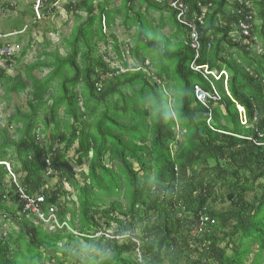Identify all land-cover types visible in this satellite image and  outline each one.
<instances>
[{"label": "trees", "instance_id": "16d2710c", "mask_svg": "<svg viewBox=\"0 0 264 264\" xmlns=\"http://www.w3.org/2000/svg\"><path fill=\"white\" fill-rule=\"evenodd\" d=\"M18 1L0 2L3 43L17 47L0 69V90L7 106L26 95L27 110L16 107L0 129V218L22 229L0 233V264H66L61 241L108 247L109 264H138L129 238H94L113 225L140 240L143 264H246L254 246L251 264H264V186L255 188L264 180V145L256 144L264 143V0H184L182 19L202 21L197 59L172 0H65L72 25L57 44L44 35L59 34L55 26L39 23L58 19L64 0H22L19 9ZM116 27L130 33L127 42ZM99 44L110 45L119 67ZM34 47L24 76H10ZM122 48L139 67L129 68ZM192 63L223 74L205 78ZM195 87L219 100L199 103ZM152 94L168 97L171 118L150 114L143 99ZM20 191L43 196V213L54 206L66 226L44 229L23 210Z\"/></svg>", "mask_w": 264, "mask_h": 264}, {"label": "rangeland", "instance_id": "374dc122", "mask_svg": "<svg viewBox=\"0 0 264 264\" xmlns=\"http://www.w3.org/2000/svg\"><path fill=\"white\" fill-rule=\"evenodd\" d=\"M9 2L10 4H15L17 0H0V2ZM37 3H38V0H36ZM62 1V0H61ZM20 3V6L17 7L18 9L21 8L24 4L27 3V1H22V0H19L18 1ZM65 3V0L61 3H59L57 5L58 7V12L60 14V17L58 19H55L53 17H47L45 19H43V21H41L39 23V26L41 28H47V27H50L51 24H53L55 26V28L58 30L59 34L57 35H54V34H51L47 31H45L44 35H45V40L50 42L51 44H57L59 43V38H60V34L62 35H66L68 32H69V29L72 25V18L71 16H67L62 8V5ZM37 13V11H36ZM2 21H0V24H1ZM157 24H154L153 23V26H156ZM115 31V34L117 35L118 39L122 42H127L126 39L129 38V34H127L123 28H119V27H116L114 29ZM47 32V33H46ZM170 31L167 30V28H164L162 31H161V35L162 36H165V37H168ZM32 36L34 37V39H36L37 41H41V36H42V33L40 31H37L36 33H32ZM51 46V45H50ZM53 47V46H51ZM35 50H36V47H34L32 49V51L23 59L21 60L20 63H16L14 62L13 64V70L10 71L9 75L10 76H16L17 74H21L22 76H24V67L25 65L29 64V63H32L35 61ZM61 53H64L63 50H60ZM106 52V55L107 57H105V60L107 62H110L111 66L112 67H119L120 66V61H118V59H116V54L114 53V51L111 49L110 45H104V44H99L98 45V53L101 54V53H104ZM122 55L123 57L126 59V62L130 67H133L134 65L136 66H140V64L134 62L133 60L129 59L130 57L127 55L126 52L123 51V48H122ZM48 72V70H42L41 72H34V75L36 78H41L43 75H45L46 73ZM2 91L0 90V129L5 125V119L8 118V117H11L13 114H14V111H15V108L19 106V108H21L23 111H26L27 110V107H26V95L24 94H21V95H11V99L8 103V106L6 105V103L3 101L2 99ZM7 106V107H6ZM43 136H41L42 138ZM70 155L72 156V152H70ZM7 169L9 170L8 166H7ZM77 171L79 170H83L84 172H86V166L83 165L81 168H76ZM78 179V178H77ZM78 181L80 182V180L78 179ZM58 180L57 178H53L49 181V186L50 187H53L57 184ZM264 186V180H261V181H258L256 183V186L255 188H257V186ZM65 189L70 193V196H69V200H74L75 197H74V193L72 192L71 188H69L67 185H65ZM257 191V190H256ZM218 194L222 193L221 191H217ZM252 193H249L247 195V198L248 199H251L252 197ZM72 207V205H69ZM221 204H217V208H220ZM224 206H228L227 203L224 204ZM0 233L2 234H7L9 232H11L12 230L14 231H17L18 229H22L21 226L18 224V223H15V222H11V221H5V219L3 218H0ZM145 226V222L144 223H141V224H138V225H135L134 226V232L137 236H140L141 235V231L143 229V227ZM115 228V226L113 227ZM44 229H47L46 227H44ZM49 231V229H47ZM84 243L83 241H78V242H71L69 244H67L65 241H61L60 242V246L61 247H64L65 250L68 251V249L70 247H75L79 244H82ZM221 247H223V244L221 245ZM257 252V247L254 246L253 247V255H255ZM76 261V259H73L72 257H68L66 259V264H74ZM251 261H252V256L248 258V261L246 262V264H251Z\"/></svg>", "mask_w": 264, "mask_h": 264}, {"label": "built area", "instance_id": "2783aa9c", "mask_svg": "<svg viewBox=\"0 0 264 264\" xmlns=\"http://www.w3.org/2000/svg\"><path fill=\"white\" fill-rule=\"evenodd\" d=\"M171 8L177 12L176 18L177 20L182 23L184 26L188 27L189 30V39L191 43V47L195 50V57L194 59H197L198 57V32L196 31V20L197 18H193L190 22H187L186 20L182 19L184 13L186 12V5L184 3V0H172L170 4ZM199 23H202L201 19H198ZM245 22H240L239 29L240 33L243 36H248L249 34V26L244 24ZM8 37L7 35H2L0 33V69L4 68L5 62L8 58H11L16 51L17 47L10 45L9 43H3L4 39ZM190 69L194 72H197L204 76L205 78L207 75L213 76L216 80L219 79V76L222 74L216 75L215 73L208 72L206 70V67H198L195 66L193 63L190 66ZM194 95L196 100L205 105L208 100H212L216 102L219 100L218 95L216 92H213V94L207 93L203 91L200 87H195L194 89ZM258 138H261L259 135ZM258 146L264 145V143L256 142ZM20 197L24 201V207L23 210L26 212H29L34 217H36L44 227H46L49 230L55 231L56 228H62L66 226L65 223L59 224V222L56 219V208L54 206H50L48 208L47 213H43L42 211V204L44 202L43 196H37V197H27L20 191ZM203 222H205V219H203ZM69 230V229H68ZM200 232V231H199ZM198 232V233H199ZM75 234V232H74ZM105 238L108 240H115L119 243L127 242V239L129 238L131 241H133L136 244L135 250H134V258L138 264H143V254L140 250V240L136 238L135 236L131 235L129 231L123 232L122 234H117L116 231L113 229L110 230H101L99 231L94 238Z\"/></svg>", "mask_w": 264, "mask_h": 264}, {"label": "clouds", "instance_id": "9594fccd", "mask_svg": "<svg viewBox=\"0 0 264 264\" xmlns=\"http://www.w3.org/2000/svg\"><path fill=\"white\" fill-rule=\"evenodd\" d=\"M202 67H206V66H202ZM206 70H207V67H206ZM212 73H215L216 75H218L216 72H212ZM220 73L223 74V72H220ZM207 93H209V92H207ZM176 102L177 103L180 102V96L178 94L176 96ZM143 103L146 105L150 114L154 118H171L173 115L172 105L170 104L167 96H164V95L157 96L155 94L148 95V96L144 97ZM239 112L241 113L242 109H239ZM242 124H245V121H243ZM259 135L261 136L260 139H262L263 135L258 134L257 137ZM150 182L155 183V178H153L152 181H150ZM114 226L115 225H113V227ZM114 229H116V226ZM114 231H116V230H114ZM127 231H128V229H127ZM67 255L72 257L73 259L83 260L84 264H109V260L112 256V250L110 248L102 246L100 244H96V243L90 244L88 242H84V243L79 244L75 247H70L67 251Z\"/></svg>", "mask_w": 264, "mask_h": 264}, {"label": "crops", "instance_id": "0c3cea01", "mask_svg": "<svg viewBox=\"0 0 264 264\" xmlns=\"http://www.w3.org/2000/svg\"><path fill=\"white\" fill-rule=\"evenodd\" d=\"M152 19H153V23L158 25L159 20H160L159 15H158V14H154V15H152ZM157 25H156V26H157ZM167 30H169V29L167 28ZM85 166H86V165H85ZM251 256H252V260H253L254 255L251 254L249 257H251ZM249 257H248V258H249Z\"/></svg>", "mask_w": 264, "mask_h": 264}]
</instances>
